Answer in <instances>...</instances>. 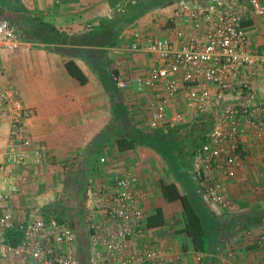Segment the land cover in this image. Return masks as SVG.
Here are the masks:
<instances>
[{
	"label": "crops",
	"instance_id": "crops-1",
	"mask_svg": "<svg viewBox=\"0 0 264 264\" xmlns=\"http://www.w3.org/2000/svg\"><path fill=\"white\" fill-rule=\"evenodd\" d=\"M110 2L0 0V20H9L27 42L17 49L0 48V92L6 86L17 90L26 105L24 123L34 145L42 144L48 151L47 161L37 163L31 145L26 148L27 167L9 163L10 175L0 181V191H7L11 180L22 174L27 180L16 198L8 201V209L22 217L35 210L51 219L63 215L64 222L78 232L85 257L93 216L102 218L93 205H105L117 179L132 175L137 179L136 194L146 192V197L141 203L144 219L139 225L132 223L139 233L129 237L126 254H139L152 241L170 252L174 264H264V241H258L264 233V136L251 128L240 139L245 149L243 166L229 177L224 175L227 164L222 159L195 162L211 126L208 114L189 116L176 126L162 122L152 127L150 103L156 89H120L113 73L122 77L147 73L152 55L130 46L136 34L142 46L160 34L174 35L180 24L167 26L177 3L122 0L114 7ZM116 8L126 16L114 22L108 34L94 33L106 18L115 17L112 9ZM246 24L252 43L264 45V18H250ZM69 60L87 76L85 83L68 70ZM248 73L246 69L240 79ZM254 84L258 97L264 99V68ZM177 100L173 110L182 105ZM9 132L0 95V162L6 161L12 147ZM122 137L133 139L134 147L120 149ZM198 165L211 182L221 183L220 191L231 206L221 207L199 190L193 174ZM164 182H175L189 196L201 217L206 241L190 235L182 202L164 197ZM59 201L65 205L63 210L56 207ZM158 208L165 222L150 227L148 216ZM108 222L113 229L117 225Z\"/></svg>",
	"mask_w": 264,
	"mask_h": 264
},
{
	"label": "built area",
	"instance_id": "built-area-1",
	"mask_svg": "<svg viewBox=\"0 0 264 264\" xmlns=\"http://www.w3.org/2000/svg\"><path fill=\"white\" fill-rule=\"evenodd\" d=\"M176 3L170 21L180 27L174 28V35L154 37L142 46L141 36L136 34L130 46L133 51L152 55L153 64L147 73L135 77L113 73V79L120 89H156L150 103L154 128L162 122L176 126L188 121L189 116L208 114L211 126L196 151L195 162L222 159L227 164L224 175L232 177L244 162L240 139L251 128L264 136V99L258 97L254 84L258 71L264 68V45L252 43L246 24L247 19L264 18V0ZM25 43L9 20H0V48L17 49ZM246 69L248 76L240 79ZM0 95L12 141L8 158L0 162V181H4L10 175L9 163L28 166L26 148L34 142L24 123L26 105L17 90L6 86ZM178 98L182 105L173 110ZM34 154L37 163L48 159L42 144L34 145ZM193 174L208 199L221 207L231 206L230 199L220 191L221 183L211 182L202 165L196 166ZM26 180L22 174L11 180L7 191H0V264H174L170 252L152 241L146 242L139 254L125 253L129 237L139 233L132 223L139 225L144 219L141 203L146 192L136 194L134 176L118 178L105 196V205H93L102 218L93 216L85 257L78 246V232L71 224L47 220L41 210L22 217L8 209V201L16 198ZM108 221L117 224L114 229ZM258 241H264V233Z\"/></svg>",
	"mask_w": 264,
	"mask_h": 264
},
{
	"label": "trees",
	"instance_id": "trees-1",
	"mask_svg": "<svg viewBox=\"0 0 264 264\" xmlns=\"http://www.w3.org/2000/svg\"><path fill=\"white\" fill-rule=\"evenodd\" d=\"M118 1H122V0H111V4L112 6L114 5V7L117 6V2ZM177 1V0H176ZM153 2L156 4V2L161 3L162 5H167L173 2V0H153ZM175 2V0H174ZM130 3L126 5V12L128 15L130 14L131 9L129 7ZM133 6V5H131ZM116 11L117 8H116ZM115 17L113 18L108 17L106 18L103 23H101L96 30H94L93 32H103V34H108L109 32H111L113 30V24L114 22H118L119 18L123 16H126L125 14H123L121 11L117 12L116 15H114ZM172 26V22H168V26L167 27H171ZM66 66L68 68V70L71 72L72 75H74L75 77H77L82 83H85L87 81V76L84 74V72L79 68V66L76 64V62L74 60H69L66 62ZM196 132V131H195ZM195 137H197V135H194ZM205 139V137L203 138V140ZM191 143L193 144L194 142L191 141ZM135 145V141L133 139L130 138H119L118 139V146L120 149H129V148H133ZM162 193L164 195V197L167 200L173 201V200H181L182 205H183V213H184V218L186 220L187 223V228L188 231L190 233V235H198L201 236L203 241H206L205 238V230L204 227L202 225V221H201V217L198 214L196 208L194 207L193 202L191 201V199L189 198V196L186 193H182L177 184L175 182H169V183H162ZM45 215V214H44ZM45 218L47 220H50L51 217L47 216V214L45 215ZM59 222H64L65 218L64 217H57ZM165 222L164 219V214L162 212V210L160 208H158L157 212L155 214H152L150 216H148V225L151 226H156V225H161Z\"/></svg>",
	"mask_w": 264,
	"mask_h": 264
},
{
	"label": "rangeland",
	"instance_id": "rangeland-1",
	"mask_svg": "<svg viewBox=\"0 0 264 264\" xmlns=\"http://www.w3.org/2000/svg\"><path fill=\"white\" fill-rule=\"evenodd\" d=\"M176 1V0H175ZM152 2H153V0H152ZM173 2H174V0H173ZM172 11V10H171ZM170 11V12H171ZM117 12H119V11H116V9H112V13H117ZM170 14V13H169ZM170 16V15H169ZM169 18V17H168ZM161 36H163L162 34H160ZM191 156L189 155L188 156V160H191ZM190 162V161H189ZM192 176H193V174H192ZM56 207H58V208H61L62 210L64 209V207H65V205L62 203V201H59L57 204H56ZM56 217H63V215H61V214H59L58 216H56ZM55 217V218H56ZM57 219V218H56Z\"/></svg>",
	"mask_w": 264,
	"mask_h": 264
}]
</instances>
